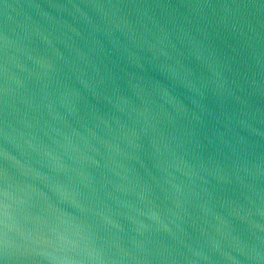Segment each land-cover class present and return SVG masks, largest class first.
I'll return each mask as SVG.
<instances>
[{
	"label": "water",
	"instance_id": "water-1",
	"mask_svg": "<svg viewBox=\"0 0 264 264\" xmlns=\"http://www.w3.org/2000/svg\"><path fill=\"white\" fill-rule=\"evenodd\" d=\"M0 264H264V0H0Z\"/></svg>",
	"mask_w": 264,
	"mask_h": 264
}]
</instances>
